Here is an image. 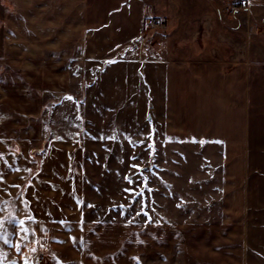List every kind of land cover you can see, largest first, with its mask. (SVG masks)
Returning <instances> with one entry per match:
<instances>
[{"label":"crops","instance_id":"1","mask_svg":"<svg viewBox=\"0 0 264 264\" xmlns=\"http://www.w3.org/2000/svg\"><path fill=\"white\" fill-rule=\"evenodd\" d=\"M23 1L4 23L19 31L21 54L41 57L32 70L44 79L51 66L65 90L47 114L14 109L0 78V264H32L39 252L47 264H264V0H234L243 8L233 15L216 0ZM151 16L167 30L145 41ZM106 61L117 84L134 72L143 95L149 87L161 147L202 151L206 185L187 208L158 203L170 191L156 182L143 210L101 192L99 131L13 128L12 115H105L89 86L100 89L94 64Z\"/></svg>","mask_w":264,"mask_h":264},{"label":"rangeland","instance_id":"2","mask_svg":"<svg viewBox=\"0 0 264 264\" xmlns=\"http://www.w3.org/2000/svg\"><path fill=\"white\" fill-rule=\"evenodd\" d=\"M216 1L222 4L228 15H233L228 8L231 3H235L234 0ZM25 4L23 0H0V65L4 66L0 70V78L6 77L9 81L12 96L7 99V103L13 102L14 109L29 106L32 110L42 108L47 114L49 110L52 112V109L56 108V104L52 103L53 101L57 103L55 98L60 97L65 90L62 88L59 94L58 89L63 84L58 87L59 85H54L52 82V73L48 70L51 67L48 65L51 64L52 58L43 57L47 60L41 64L48 66L43 79L41 73L32 70L33 63H37L41 57L33 59L31 54L29 56L21 54V40L15 34L17 31L13 28L12 34V27H8V22L7 27L4 23L7 20L11 21L12 17L15 18ZM32 4L36 5L35 2H31ZM44 4L47 5L46 8L54 6L53 0H46ZM262 30L264 31V28ZM8 33L9 35H6ZM17 33L19 34V31ZM145 33L144 30V40L150 41L151 39H148ZM10 34L13 37H10ZM45 41L44 47L51 45V40ZM143 71H145L144 68L138 70L141 78ZM94 73L103 76L100 89L99 82L96 80L89 86V90L93 91L94 95L98 92L103 95L105 115H99V119L90 115H86V118L84 115H68L67 109L60 111L61 113L58 112L59 115H12L13 128L15 130L31 127L39 129L43 124L50 129L56 126L63 127L66 133L74 126L76 129L82 128L90 132L99 131L94 135L104 147V152L98 153L97 157V161L103 166L98 169H104L105 172L101 192L104 191L106 195L111 194L110 196L119 195L121 199L124 195L127 199L126 207L139 206L143 210L150 206L148 191L150 186L154 185L151 182H156L157 187H166L170 191L167 193L168 197L164 193L167 198L157 201L158 203L168 204V206L170 204L169 208L174 212L177 211L180 202L183 204L181 208H187L188 197L196 193L198 188L203 189L206 185L203 184L206 177L202 172L208 167L203 161L202 151L198 152L196 148H183L176 144L163 147L159 145L165 141L162 136L164 124L157 120L155 115L150 114L149 87H145L147 95H143L141 83L132 79L134 72L128 73L129 80L117 84L114 79L116 74L113 61H106V63L94 64ZM142 84L147 85V79ZM125 91L129 93L128 99ZM145 109H148L146 115H144ZM156 145H158L157 148ZM133 192H135L134 198ZM154 203H156L155 200L153 205Z\"/></svg>","mask_w":264,"mask_h":264},{"label":"built area","instance_id":"3","mask_svg":"<svg viewBox=\"0 0 264 264\" xmlns=\"http://www.w3.org/2000/svg\"><path fill=\"white\" fill-rule=\"evenodd\" d=\"M243 6L241 4H235V3H231V5L229 6L228 10L230 12V14H234L235 11L237 9H242ZM146 37L148 39L152 38V33H154L155 31H166V23L164 21L159 20L157 17L155 16H151L148 18L147 22H146ZM32 264H47V257L44 253H37L35 255V258L32 262Z\"/></svg>","mask_w":264,"mask_h":264},{"label":"snow or ice","instance_id":"4","mask_svg":"<svg viewBox=\"0 0 264 264\" xmlns=\"http://www.w3.org/2000/svg\"><path fill=\"white\" fill-rule=\"evenodd\" d=\"M4 223H5L4 221H0V230H3V228H4ZM19 223H20V225L22 226L24 222H23V221H20ZM0 238H2V235H0ZM26 264H27V262H26Z\"/></svg>","mask_w":264,"mask_h":264}]
</instances>
